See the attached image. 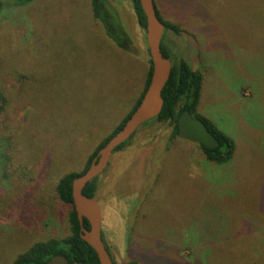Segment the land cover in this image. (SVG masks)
<instances>
[{
    "label": "rangeland",
    "instance_id": "1",
    "mask_svg": "<svg viewBox=\"0 0 264 264\" xmlns=\"http://www.w3.org/2000/svg\"><path fill=\"white\" fill-rule=\"evenodd\" d=\"M171 62L201 75L197 112L233 159L203 158L141 125L98 176L102 234L116 263L264 264V0H154ZM34 0L0 12V264L69 233L55 184L81 171L132 109L148 68L131 0ZM128 35L126 48L119 40Z\"/></svg>",
    "mask_w": 264,
    "mask_h": 264
},
{
    "label": "trees",
    "instance_id": "2",
    "mask_svg": "<svg viewBox=\"0 0 264 264\" xmlns=\"http://www.w3.org/2000/svg\"><path fill=\"white\" fill-rule=\"evenodd\" d=\"M3 3V8L9 10L10 8H21L24 5L33 3L34 0H0ZM106 0H91V7L93 11V16L95 19L102 18V13L107 12L105 7ZM133 3V8L137 17L138 24L141 28L145 27V15L141 9L139 0H131ZM155 5V4H154ZM156 9V7H155ZM156 13L160 20L163 22L165 29L172 30L176 33L181 32V28L176 23H171L162 19L156 9ZM117 31L120 33L119 40H122V45L126 48L129 44V37L126 32L121 28L117 27ZM161 51L163 55L171 60V53L168 47L161 41ZM171 72L167 83L162 90L163 105L160 113L144 122L142 125H146L152 122L168 123L171 126V131L168 133L170 139L173 141L176 137H180L178 129V119L185 112H189L194 118H199L206 125L207 129L219 140V145L213 149H206L202 145L199 148L202 152L203 158L210 162L217 164H225L230 162L236 150V145L234 141L219 131L214 124L205 117H201L198 112V101L200 96V85H201V75L195 72L189 62L180 58L179 60L172 61ZM151 75V62L148 59V68L145 77V82L141 93L136 99L132 109L129 113L118 123V125L111 131L107 136L99 140L96 144L95 150L88 157L84 168L79 172H67L62 177H60L55 184V194L56 198L70 207L68 212V222H69V233L63 238H52L46 241L36 242L26 251L20 253L13 264H47L48 261L55 255H64L68 258L69 264H99L97 255L95 251L88 245L85 241L80 238V223L73 207L72 199V181L74 178L82 175L90 166L93 158L97 155L98 151L109 141V139L117 133L126 120L130 117L132 112L138 106L142 96L146 90L149 83ZM5 97L0 91V112L4 108ZM136 133V132H135ZM135 133L124 143L118 146L114 153L122 150L133 138ZM97 179H93L86 184L82 193L87 197H94L97 189ZM83 226L89 228L87 220L83 219ZM104 241V237L102 234ZM105 243V241H104ZM106 249L111 255L106 243ZM115 264H118L113 260ZM121 264H138L136 261H127Z\"/></svg>",
    "mask_w": 264,
    "mask_h": 264
},
{
    "label": "water",
    "instance_id": "3",
    "mask_svg": "<svg viewBox=\"0 0 264 264\" xmlns=\"http://www.w3.org/2000/svg\"><path fill=\"white\" fill-rule=\"evenodd\" d=\"M145 15V39L148 56L151 62V75L146 90L138 106L126 120L122 128L98 151L89 168L72 181L73 207L80 223V238L95 251L99 264H115L106 249L102 238V212L95 197H87L82 190L87 183L98 177L107 168L115 149L128 140L135 131L147 120L156 117L162 108V90L171 72V60L161 51V41L165 26L156 13L154 0H139ZM3 3L0 1V12ZM179 134L183 139L213 149L219 145V140L207 129L199 118H194L185 112L178 119ZM86 219L89 228L83 226ZM47 264H69L64 255L53 256Z\"/></svg>",
    "mask_w": 264,
    "mask_h": 264
}]
</instances>
